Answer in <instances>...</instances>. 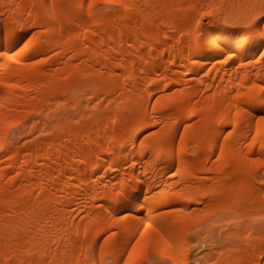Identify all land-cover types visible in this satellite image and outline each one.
Instances as JSON below:
<instances>
[{
    "label": "bare ground",
    "instance_id": "6f19581e",
    "mask_svg": "<svg viewBox=\"0 0 264 264\" xmlns=\"http://www.w3.org/2000/svg\"><path fill=\"white\" fill-rule=\"evenodd\" d=\"M262 17L264 0H0V264H126L141 234L136 264H191L193 235V264H262Z\"/></svg>",
    "mask_w": 264,
    "mask_h": 264
},
{
    "label": "snow or ice",
    "instance_id": "6c2138e0",
    "mask_svg": "<svg viewBox=\"0 0 264 264\" xmlns=\"http://www.w3.org/2000/svg\"><path fill=\"white\" fill-rule=\"evenodd\" d=\"M109 2L119 3L120 0H109ZM91 3H95V0H91ZM89 6H91V4ZM261 19H264V17H262ZM210 45H212V41H206L205 42V46L206 47H208ZM0 55L7 56L9 59H11V55L9 53H7V52H4L3 50H0ZM225 58H226L225 59V62H226L227 60H231L233 57H232L231 53H228L225 56ZM9 87H16V85H9ZM251 87L252 88H257V87H259V85L252 84ZM261 122H264V117L261 118ZM249 147H252V145H249ZM220 155L221 156L223 155V150L222 149L220 150ZM217 158H219V157H217ZM118 218L122 219V218H125V217L122 214ZM147 228L148 229L152 228V224H148ZM146 231H147V229H145V232ZM112 235H115V233H112ZM143 241H144V235L141 234L139 236V239L136 240L135 245L131 246V253L128 254L126 264H136V262L133 260V256H135L137 254L138 250H141V245H142ZM156 255L160 257L161 264H166L167 261L171 260V257H164L160 253H156ZM139 264H152V258L150 257V250L147 247L142 249V255H141ZM262 264H264V262H262Z\"/></svg>",
    "mask_w": 264,
    "mask_h": 264
},
{
    "label": "rangeland",
    "instance_id": "374dc122",
    "mask_svg": "<svg viewBox=\"0 0 264 264\" xmlns=\"http://www.w3.org/2000/svg\"><path fill=\"white\" fill-rule=\"evenodd\" d=\"M36 32V31H35ZM34 33V31L33 32H31V33H29L28 34V37H30L29 35H32ZM22 128L23 127H21V126H19V128L18 127H16L15 129H13V131H12V136H15V134H17V133H20V132H22ZM20 129V130H19ZM15 130V131H14ZM200 219H203V218H199V222H198V227H197V229L198 230H200L201 231V233H202V231H203V233L204 234H201V235H203V240H204V238H205V240H209L208 238H211V237H213L215 234H212V233H210L209 232V230H210V227H211V225H213V223L215 222V223H219L218 221H219V219H218V221L216 220V219H212L213 221H210V220H208V222H205V223H201L200 221ZM202 222H203V220H202ZM196 223V222H195ZM206 228H208V229H206ZM202 229V230H201ZM204 229V230H203ZM208 230V233L206 232V231ZM206 233H205V232ZM197 232H199V231H197ZM200 233V232H199ZM200 235V234H199ZM194 237H192V239L193 240H191V249H192V256H191V264H193L194 263V261L196 260L195 258H197V257H199V256H201L202 254H203V252H204V248H205V244H204V248H203V246H200V244H199V240H200V242L202 241L201 239H202V237H201V239H197V238H195V237H197V235L195 236V235H193ZM112 256H114V254L112 255ZM110 257L109 259L111 260L112 259V261L114 262V258H115V256L114 257ZM152 258V264H158L159 263V259L158 258H156V256L154 257H151ZM109 260V261H110ZM161 261V260H160ZM108 262V261H107ZM110 264V263H109ZM160 264V263H159Z\"/></svg>",
    "mask_w": 264,
    "mask_h": 264
}]
</instances>
